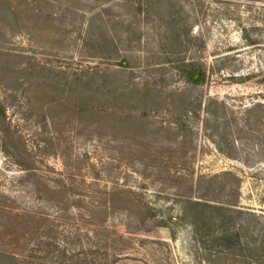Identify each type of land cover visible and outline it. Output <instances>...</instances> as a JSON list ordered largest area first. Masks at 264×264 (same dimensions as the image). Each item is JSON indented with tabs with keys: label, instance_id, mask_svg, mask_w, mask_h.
Returning a JSON list of instances; mask_svg holds the SVG:
<instances>
[{
	"label": "rangeland",
	"instance_id": "1",
	"mask_svg": "<svg viewBox=\"0 0 264 264\" xmlns=\"http://www.w3.org/2000/svg\"><path fill=\"white\" fill-rule=\"evenodd\" d=\"M0 106V264H264V0H0Z\"/></svg>",
	"mask_w": 264,
	"mask_h": 264
},
{
	"label": "trees",
	"instance_id": "2",
	"mask_svg": "<svg viewBox=\"0 0 264 264\" xmlns=\"http://www.w3.org/2000/svg\"><path fill=\"white\" fill-rule=\"evenodd\" d=\"M188 78L190 82L195 85H201L205 81V75L202 73L191 72L188 74ZM5 115H6L5 109L2 106H0V117H4ZM183 204H184V208H183L182 221L188 222L189 220L188 207L192 205V203L190 201H185L183 202Z\"/></svg>",
	"mask_w": 264,
	"mask_h": 264
}]
</instances>
